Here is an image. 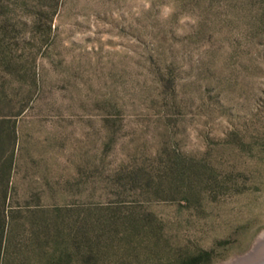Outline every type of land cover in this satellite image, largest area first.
<instances>
[{"label":"rangeland","instance_id":"374dc122","mask_svg":"<svg viewBox=\"0 0 264 264\" xmlns=\"http://www.w3.org/2000/svg\"><path fill=\"white\" fill-rule=\"evenodd\" d=\"M4 189L3 264H224L253 251L264 0H0Z\"/></svg>","mask_w":264,"mask_h":264},{"label":"trees","instance_id":"16d2710c","mask_svg":"<svg viewBox=\"0 0 264 264\" xmlns=\"http://www.w3.org/2000/svg\"><path fill=\"white\" fill-rule=\"evenodd\" d=\"M5 189L0 195V264H3L5 257L8 254V246L10 243V223L7 219V217H9L8 212L5 209V199L7 197Z\"/></svg>","mask_w":264,"mask_h":264},{"label":"bare ground","instance_id":"6f19581e","mask_svg":"<svg viewBox=\"0 0 264 264\" xmlns=\"http://www.w3.org/2000/svg\"><path fill=\"white\" fill-rule=\"evenodd\" d=\"M264 241V238H262V236H259V238L256 240V242H255V244H254V246H253V251H251V252H249L247 255H244V256H239V257H237L236 259H234L232 262L230 261V262H226V263H224V264H237L238 262H240L242 259H245L247 256L248 257H250L249 256V254L252 256V254L260 247V245H263L262 244V242ZM262 247V246H261ZM260 247V248H261ZM259 248V249H260ZM262 248H264V247H262ZM259 251V250H258ZM257 251V252H258ZM262 251V250H261ZM256 254V253H255ZM253 256H254V254H253ZM251 258V257H250ZM248 259V258H247ZM244 261V260H243Z\"/></svg>","mask_w":264,"mask_h":264},{"label":"water","instance_id":"95a60500","mask_svg":"<svg viewBox=\"0 0 264 264\" xmlns=\"http://www.w3.org/2000/svg\"><path fill=\"white\" fill-rule=\"evenodd\" d=\"M256 264H264V259L263 260H261V261H259L258 263H256Z\"/></svg>","mask_w":264,"mask_h":264}]
</instances>
